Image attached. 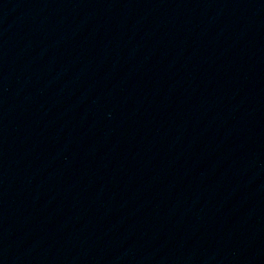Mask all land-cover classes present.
<instances>
[{
  "label": "water",
  "instance_id": "95a60500",
  "mask_svg": "<svg viewBox=\"0 0 264 264\" xmlns=\"http://www.w3.org/2000/svg\"><path fill=\"white\" fill-rule=\"evenodd\" d=\"M0 264H264V0H0Z\"/></svg>",
  "mask_w": 264,
  "mask_h": 264
}]
</instances>
